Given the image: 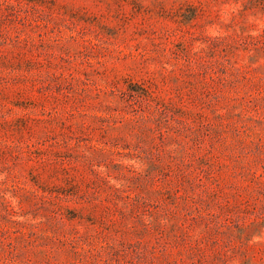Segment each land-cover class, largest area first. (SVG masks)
Returning <instances> with one entry per match:
<instances>
[{"label":"rangeland","instance_id":"rangeland-1","mask_svg":"<svg viewBox=\"0 0 264 264\" xmlns=\"http://www.w3.org/2000/svg\"><path fill=\"white\" fill-rule=\"evenodd\" d=\"M0 264H264V0H0Z\"/></svg>","mask_w":264,"mask_h":264}]
</instances>
